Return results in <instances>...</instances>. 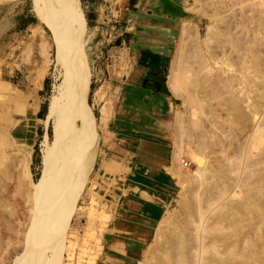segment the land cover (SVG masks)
Returning a JSON list of instances; mask_svg holds the SVG:
<instances>
[{"label":"bare ground","instance_id":"6f19581e","mask_svg":"<svg viewBox=\"0 0 264 264\" xmlns=\"http://www.w3.org/2000/svg\"><path fill=\"white\" fill-rule=\"evenodd\" d=\"M34 7L56 44L54 63L59 82L45 118L51 124L53 142L43 159L36 202H32L34 196L28 191L22 193L29 206L28 219L27 213H10L16 214L19 227L22 219H27L26 228L15 230L9 216L0 212V240L7 239V261L11 259L14 264H61L66 230L94 160L91 145L96 119L87 104L86 56L81 23L72 14V0H34ZM198 8L214 22L213 27L207 26L206 37L215 73L205 65L197 27L182 23L168 83L171 93L183 100L189 113L186 127L177 118L178 137H193L198 148L219 149L211 166L199 172L200 179L188 184L187 198L181 199L183 211L172 221V227L163 231L164 244L151 261L261 263L264 233L253 229L258 221L252 224L247 218L264 214V0H201ZM184 70L189 76L183 74ZM206 119L212 120L209 129L204 124ZM217 127L220 133L230 135L225 147L222 141L226 136L214 130ZM177 149L178 145L175 157ZM4 203L0 198V207ZM257 240H261L260 245Z\"/></svg>","mask_w":264,"mask_h":264},{"label":"rangeland","instance_id":"374dc122","mask_svg":"<svg viewBox=\"0 0 264 264\" xmlns=\"http://www.w3.org/2000/svg\"><path fill=\"white\" fill-rule=\"evenodd\" d=\"M199 1L201 2V0H196V2L195 0H185L187 21L184 23L197 27V32L199 33L197 34L198 46L204 56L205 65L207 68L212 67V74H214L215 67L213 68L212 66L213 60L209 56L207 46L209 42L206 37L208 27H213L214 22L198 10ZM84 5L83 0H72V14L81 23L80 32L86 56L87 104L90 114L96 119L95 138L91 145V150L94 152V160L87 172L83 191L79 195L75 211L66 230L67 239L65 244L67 247L65 246L63 251L61 264H100L101 260L104 259L102 233L106 228L109 215L112 212V205L116 200L115 190L118 188L117 182L119 180V175H117L119 169L115 161H112L113 167L111 166L114 170L106 167V165L104 166V164L99 170H95L93 166H96V151L99 146L97 128L98 126L103 129L107 127V121L111 115V107L109 105H114V87L117 84L116 79L121 74L119 65L117 66V60L120 59L119 49L115 45L121 46L119 39L125 35L123 31L125 28V23L123 22L124 6L122 3L120 4L121 9L118 13H106L103 19L100 20L98 28L90 30L89 22L85 17ZM38 18L34 0H0V173L2 172L0 174V198L5 201L4 205L0 207V212L5 213L6 217L9 216L7 219L10 223H13L15 230L26 228L29 206L22 198V193L28 191L30 196L38 193V182L44 169L43 159L44 156H47L49 145L53 142L51 124L49 121L45 122V118L49 99L53 94L55 85L59 82L57 78L58 68L54 63L56 44H54V37L48 28ZM179 36L180 34L177 36L165 62V80L168 95L172 98L173 108L164 117V124L166 125L165 135L167 139L174 149L178 145V156L176 158L178 163H180V172L179 174L175 173L174 177L176 180L177 178L180 179L177 180L173 200L166 208L164 216L154 230L152 239L145 247L141 259L136 264H154L151 261L152 255L156 254L158 247L164 244L162 239L163 231H168V228L172 227V223L176 221L183 211L181 199L187 198V187L191 182L200 179L199 172L204 170L206 165L208 167L211 166L215 152L219 149L214 146H201L202 150H200L193 137L181 139L176 132L177 118L182 120V126L186 127L184 123H186L189 114L187 105L184 104L180 97L171 93L170 84L168 83V76L173 66L172 62ZM24 49H26L27 53L23 51ZM117 71L119 75H117ZM183 74L189 76L187 70H184ZM44 81L45 85L43 86ZM191 88V86L187 87L188 90H191ZM38 103L42 106L40 112L42 115L39 114L36 120H25V110L29 106L32 107ZM193 120L197 121L196 118ZM209 120L212 121L211 119H206L204 123L208 129L212 127L208 126L212 123ZM213 128H216V126ZM214 130H219V134L227 137H225L226 140L223 138L222 141L224 143L223 147L227 146L230 142L229 133H220L218 127ZM190 135L193 136L192 131H190ZM225 143L227 144L225 145ZM109 157L115 158L112 154ZM183 162L187 163V165L184 166ZM236 192L238 191L236 190ZM32 199V202H36L35 196ZM13 211L17 215H21V213V216H23V213H27L25 217L28 215L27 219L24 218L25 221L22 219L21 228L19 223H17L19 220H15L16 214L14 216L10 215ZM261 214L259 218L253 219L249 217L247 219L248 221L250 219L252 224L258 221V225H253V229H260L263 234L264 214ZM260 224L263 225V228ZM259 226L260 228H258ZM257 241V245H260L259 242L261 243V240ZM0 242V264H14L11 259L7 261V239L0 240ZM2 251L5 254H2ZM263 263L264 260L256 264Z\"/></svg>","mask_w":264,"mask_h":264},{"label":"crops","instance_id":"0c3cea01","mask_svg":"<svg viewBox=\"0 0 264 264\" xmlns=\"http://www.w3.org/2000/svg\"><path fill=\"white\" fill-rule=\"evenodd\" d=\"M83 1L90 30L98 28L106 13H118L120 4L124 6L125 35L119 39L121 46L115 45L121 74L117 71L107 127L97 128L99 146L93 168L99 170L103 164L111 168L115 161L119 169L116 200L102 233L105 257L100 264H136L173 200L177 186L173 174L180 172L165 135L164 117L173 108L165 62L187 21L185 0ZM30 107L24 118L36 120L42 106Z\"/></svg>","mask_w":264,"mask_h":264},{"label":"built area","instance_id":"2783aa9c","mask_svg":"<svg viewBox=\"0 0 264 264\" xmlns=\"http://www.w3.org/2000/svg\"><path fill=\"white\" fill-rule=\"evenodd\" d=\"M183 165H184V166H186V165H187V163L183 162Z\"/></svg>","mask_w":264,"mask_h":264},{"label":"trees","instance_id":"16d2710c","mask_svg":"<svg viewBox=\"0 0 264 264\" xmlns=\"http://www.w3.org/2000/svg\"><path fill=\"white\" fill-rule=\"evenodd\" d=\"M40 115H42V114H40ZM35 149H37V148H35Z\"/></svg>","mask_w":264,"mask_h":264}]
</instances>
